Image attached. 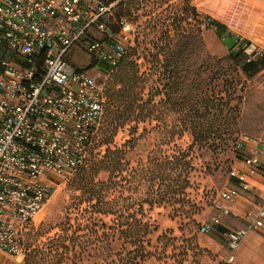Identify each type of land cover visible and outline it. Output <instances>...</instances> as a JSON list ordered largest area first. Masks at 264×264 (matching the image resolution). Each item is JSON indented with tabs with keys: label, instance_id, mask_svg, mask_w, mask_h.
<instances>
[{
	"label": "built area",
	"instance_id": "1",
	"mask_svg": "<svg viewBox=\"0 0 264 264\" xmlns=\"http://www.w3.org/2000/svg\"><path fill=\"white\" fill-rule=\"evenodd\" d=\"M120 1L0 0V251L23 256L27 231L53 191L51 179L68 178L105 152L99 145L104 86L93 69L69 56L80 47L95 70L110 75L117 69L135 30L126 18L117 21V33L108 28ZM191 3L198 14L224 25L250 59L264 54V0ZM252 141L256 147L245 164L255 172L263 146L244 135L239 147ZM238 194V188H226L219 197L230 201ZM216 206L231 212L221 201ZM245 220V228L225 231L229 262L247 233L264 227V201ZM219 223L212 217L201 230L208 233Z\"/></svg>",
	"mask_w": 264,
	"mask_h": 264
},
{
	"label": "rangeland",
	"instance_id": "2",
	"mask_svg": "<svg viewBox=\"0 0 264 264\" xmlns=\"http://www.w3.org/2000/svg\"><path fill=\"white\" fill-rule=\"evenodd\" d=\"M125 7V4L122 7L118 6L114 14L107 18V25L113 33L120 30L117 21L121 18H126L134 26L132 44L128 46L126 55L131 53L130 59L137 75L136 92H139V99H142L140 103L150 98L152 100L146 105L149 110L143 111L145 120L137 122L136 115L139 112L137 110L124 122H115L114 113H111L113 107L109 108L108 104V91L114 85L116 71L108 75L103 70H95L94 61L80 47L74 49L69 59L78 66L93 69L92 74L104 86L107 104L99 145L107 149L109 145L107 143L111 141V147L124 149L126 147L128 150L126 158L131 165L135 166L138 163H146L150 152L154 149L162 148L171 151L178 146L185 149L193 144L191 130L184 126L181 112L170 109L168 105H163L167 89L165 84L168 82L161 66L165 45L170 39L175 40L181 35L193 34L198 29H202L209 52L215 57H226L232 49L228 50L226 46L234 47L238 41L230 31H227V36L222 39L216 29L208 26L205 18L193 10L191 0H134L133 4H130V10ZM121 13L125 14L119 15ZM236 47L234 51L240 49ZM245 53L241 56L243 61L250 58L246 51ZM260 57L261 54L253 59ZM239 73L244 88L238 92L243 96L238 131L232 138L218 143L217 148L209 144H204V146L195 144L192 151L195 170L191 175L192 186L187 192L188 197L201 206L199 213L194 215L195 220L181 211L178 212V216H173L172 206L150 207L146 205L147 218L158 227V230L151 236L152 246L148 248L153 251L151 255L153 257L150 256L149 260L150 264H184L185 260L192 258L200 260L203 252L199 247L198 239L208 234L202 232L201 227L213 215L218 216L217 214L208 215L203 210L214 208L215 200L219 198L220 192L227 185L232 175L233 164L240 157L239 143L242 137L246 135L264 148V66L251 75L246 74L239 67ZM146 112L149 113L148 116ZM133 145L134 148L130 149L129 146ZM95 157L96 161L100 159L98 155ZM94 173L97 180H105L108 177V173L104 170ZM74 176L75 174H72L68 178L51 179L53 191L26 234L23 255L25 264L106 263L107 260L103 257L102 250L83 251L78 246L73 250V240L70 238L76 239L77 243L83 242L85 236L79 235H87L89 230L98 232L93 233L92 240L103 246L104 237L101 243L98 237H102L104 231L112 233L113 229L104 228L102 225L106 222L113 227L116 218V215L94 213L89 207L90 203L82 197L81 191L74 189ZM176 207L182 206L177 204ZM186 209L192 212L189 205H186ZM218 217L221 219L220 215ZM164 233L165 236L159 241L158 237ZM59 236L63 239H58ZM120 243L122 241H114L113 252L120 249ZM244 245L249 253L251 249L248 242ZM263 251L264 248L258 247L252 255H260ZM199 253L201 256H198ZM230 255L231 251L227 260L222 264H233L234 259L229 262ZM115 258L117 259V256L113 253L109 259Z\"/></svg>",
	"mask_w": 264,
	"mask_h": 264
},
{
	"label": "trees",
	"instance_id": "3",
	"mask_svg": "<svg viewBox=\"0 0 264 264\" xmlns=\"http://www.w3.org/2000/svg\"><path fill=\"white\" fill-rule=\"evenodd\" d=\"M133 1L121 0L118 6L125 4V8L130 10ZM192 8L196 11L195 7ZM205 21L216 29L222 39L227 36L228 30L224 25L209 17ZM231 48V53L226 57L213 56L207 48L202 29L175 40L170 39L165 45L161 66L168 82L165 84L167 89L163 105L181 112L184 126L191 130L193 144L185 149L178 146L171 151L154 149L146 163L133 166L126 158V147H111V141H108L109 145L98 161L93 155L90 163L75 173L73 187L81 191L94 213L116 215L117 219L114 228L103 223L104 228L113 229L112 233L104 231L102 237L98 235L100 243L104 237L103 246L92 240L93 233L97 231L89 230L87 235H79L85 236L83 242L77 243L76 239L70 238L73 240V250L77 246L83 251L102 250L107 260L105 264H147V259L153 254L148 249L152 246L151 236L158 227L147 218L146 205L172 206L173 216H178L181 211L195 220L194 215L199 213L201 206L188 197L187 192L192 186L191 175L195 170L192 157L194 146L209 144L217 148L218 143L232 138L238 131L243 100L238 93L244 88L239 67L251 75L264 66V54L258 59L243 61L241 56L246 54L245 51ZM130 55L128 53L122 58L115 70L114 85L108 91V104L109 108L113 107L111 113H114L115 122H124L137 110V122L145 120L143 111L152 102L150 98L140 103L142 99L136 92L137 75ZM146 114L148 116L149 113ZM129 148L133 149L134 145ZM100 170L108 173L105 180L95 178L94 172ZM177 204L182 207H176ZM186 205L190 206L192 212L186 209ZM163 236L165 233L158 240ZM58 239L62 240L63 237L59 236ZM114 241H122L116 252L112 248ZM113 253L117 259L110 260Z\"/></svg>",
	"mask_w": 264,
	"mask_h": 264
},
{
	"label": "crops",
	"instance_id": "4",
	"mask_svg": "<svg viewBox=\"0 0 264 264\" xmlns=\"http://www.w3.org/2000/svg\"><path fill=\"white\" fill-rule=\"evenodd\" d=\"M238 44L239 42H237V45ZM226 48L228 50L231 49V47L227 46ZM233 48H235V46ZM255 147V142L252 141L247 142L245 148L240 150V157L235 160L232 175L227 181V185L224 187V189L233 187L238 188V196L230 201L221 200L219 197L214 202V208L217 210L214 208L203 210V212L206 211L208 215H220L221 221L210 233L208 232V234L199 237L198 244L203 252L202 256L200 253L198 254V256H201L200 260L197 261L191 257L192 259L185 260L184 264H222L225 262L231 251L229 247L230 241L225 235V231L245 228L247 225L245 220L247 211L256 208L264 201V150H262L261 153L262 165L255 172H251L249 167L245 164V158L252 154ZM244 184H248V187L243 188ZM217 201H221L224 205L230 206L231 212L225 214L222 210L220 211L216 206ZM218 216L213 215V217ZM245 242H248L251 249L249 253L248 248H244ZM258 247L264 248V227L261 230H250L247 233L244 240L235 250L233 264H264V251L260 255H252ZM242 250L243 252H241ZM151 257L147 259V264H150L149 260ZM23 259V256H13L0 251V264H25Z\"/></svg>",
	"mask_w": 264,
	"mask_h": 264
}]
</instances>
